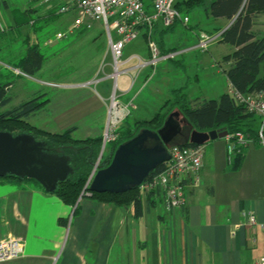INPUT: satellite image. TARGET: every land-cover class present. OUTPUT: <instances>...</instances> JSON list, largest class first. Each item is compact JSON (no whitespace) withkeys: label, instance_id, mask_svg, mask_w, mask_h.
I'll return each mask as SVG.
<instances>
[{"label":"crops","instance_id":"obj_1","mask_svg":"<svg viewBox=\"0 0 264 264\" xmlns=\"http://www.w3.org/2000/svg\"><path fill=\"white\" fill-rule=\"evenodd\" d=\"M229 23L225 19L224 28ZM91 26L98 30L102 24L99 21ZM161 29L156 27L153 34L155 40L161 41L159 49L179 48L164 45L165 32L161 33ZM140 36L125 44L123 59L148 58L145 33ZM97 37L101 40V54L89 72L80 73L77 80L37 78L44 80L42 84L51 88L52 95L41 89H22V83L17 81L21 69L11 63L5 65L15 80L7 86L10 101L4 108L14 97L28 99L43 94L46 102L40 111L29 115V123L52 133L73 127L72 136L84 139L102 135L112 82L118 99L134 105L128 120L148 119L137 113L145 107L143 92L147 89L161 95L163 99L159 100L168 99L178 87H184L186 93L185 81L177 87L170 86L172 82L167 79L161 84L170 74L166 64L158 63L154 71L149 67L131 68L117 79L112 78L109 39L101 31L93 32L89 38ZM134 64L130 61L128 65ZM159 66L164 75L155 78ZM173 111H179L186 120L179 109ZM179 123L181 131L177 136L187 140L193 127L189 122ZM203 146L200 184L186 189L183 207L166 210L162 200L146 205L142 199L140 217L134 216V205L125 207L94 200L89 195L80 197L73 211L59 196L30 182L0 179V239L13 236L25 242L21 256L0 264H258L264 258V230L259 225L264 221V142L248 140L242 162L235 169H228L227 137L207 141ZM247 213L256 218L254 227L247 223Z\"/></svg>","mask_w":264,"mask_h":264},{"label":"trees","instance_id":"obj_2","mask_svg":"<svg viewBox=\"0 0 264 264\" xmlns=\"http://www.w3.org/2000/svg\"><path fill=\"white\" fill-rule=\"evenodd\" d=\"M197 6H204V10L215 18L231 21L221 32L218 41L234 47L232 52L223 57V62L229 63V67L223 71L232 90L243 94L264 90V73H261V70H264V35L259 37L258 33L253 30L257 16L264 13V0H209L208 4H206V0H177L176 3L178 10L184 12H189ZM172 27L162 28L161 33L167 32ZM159 40L156 39L158 45L161 42ZM169 50L163 49L162 52ZM43 58L44 55L40 52L39 47L30 45L23 57L15 62L13 67L21 69L25 74H33L39 71ZM9 83H0V131L6 130L14 135L18 133L31 134L36 141L42 142L49 152L69 157L68 164L72 166L73 171L65 180L59 181L53 192L50 193L59 196L64 203L72 206L73 211L77 208L78 199L83 195H89L94 200L107 203L125 207L134 205V216L140 217L143 214L142 198L138 186L120 193L89 192L86 181L97 160L99 167H106L118 144L130 140L142 128L152 131L161 128L172 109H179L190 125L198 131L221 128L228 132L227 138L234 144V149L229 156L228 169L239 167L244 157L246 145L237 144V133H242L247 140H260L259 125L256 126L252 119L253 116L257 117L253 113H249L241 103L239 104L230 92L221 94L219 98L199 101L189 100L184 92V87H178L171 91L168 99L152 117L141 120L126 118L119 125L117 140L109 143L106 151L100 155L101 137L75 139L72 136L73 127L62 132L52 133L29 123V115L40 111L46 102V99L42 98L43 94L23 101L16 107L5 109L4 105L10 101V96L7 94ZM257 120L259 121V118ZM153 143V141H148L147 144ZM172 144L190 145L187 140H180L179 136L172 140ZM161 165L150 171L146 178L160 170ZM8 178L14 181L30 182L43 189L34 179L19 178L13 175L0 177V179ZM161 199L158 191L145 196L146 205H154Z\"/></svg>","mask_w":264,"mask_h":264},{"label":"rangeland","instance_id":"obj_3","mask_svg":"<svg viewBox=\"0 0 264 264\" xmlns=\"http://www.w3.org/2000/svg\"><path fill=\"white\" fill-rule=\"evenodd\" d=\"M208 2L209 0H206V4ZM185 14L188 16L186 24L177 21L171 29L164 33L166 47L192 46L196 44L201 32L211 35L224 28L225 19L211 16L204 10V6H197L189 12L182 11V15ZM75 17L73 11L60 13L59 5L53 1L0 0V82L15 80V77L6 71L5 65L14 64L18 58L23 57L29 43H35L39 47L44 59L39 72L20 73V77H18L20 80L17 81L22 83L20 86L26 91L41 89L52 95L51 88L42 84L44 80L61 79V77H63L62 79L77 80L80 73L89 72L95 66L97 56L101 54L98 47L101 42L98 40L99 37L94 40L89 37L93 32L101 31L107 38V31L103 25L98 30L92 26L87 29H71ZM256 19L253 30L261 37L264 35V13H260ZM58 33L64 34L61 40L56 38ZM80 34L83 35L79 36ZM140 35L141 33L137 36L140 37L139 39H141ZM50 39L51 43L48 44L47 40ZM208 46L207 50L190 49L183 55H178L175 59L180 60V63H176L175 59L160 61L159 64L169 66L170 72L161 81V84L170 80L172 84L169 82L168 84L177 87L185 81L183 84L186 85L187 97L199 101L219 98L221 94L230 92L231 88H229L223 71L229 67V63H224L223 57L232 52L234 47L218 40L212 41ZM109 60L110 57H107V61ZM261 73H264V70H261ZM155 74V78L164 75L160 71V66ZM40 77L44 80L37 79ZM112 86L113 82L111 91L114 88ZM143 93L145 107L141 110L144 112L139 110L137 113L149 118L158 108L159 103L162 104L165 100H159L163 99L162 96L153 95L148 89ZM19 98L22 97L19 96ZM23 98L14 97L5 108H13L21 102L19 100L26 101L31 97ZM138 114L136 116L140 117ZM252 119L258 126L257 118L253 116ZM107 147L108 144L105 146L104 152Z\"/></svg>","mask_w":264,"mask_h":264},{"label":"built area","instance_id":"obj_4","mask_svg":"<svg viewBox=\"0 0 264 264\" xmlns=\"http://www.w3.org/2000/svg\"><path fill=\"white\" fill-rule=\"evenodd\" d=\"M53 1L59 5V12L73 11L75 19L71 29H87L94 22H101L106 28L107 38L109 39L110 50L113 57L112 78L117 79L118 75L126 73L128 70H139L143 67H149L154 71L160 61L175 59L176 56L184 54L190 49L207 50L212 41L219 40L221 31L216 34H206L201 32L196 44L187 48H175L162 52L154 38L156 27H171L177 21L186 24L188 16L182 15L176 7L177 0H43ZM145 33L146 47L149 51L147 59L142 60L139 57L132 56L123 59V49L125 44L135 40L141 33ZM116 38H113V35ZM64 34H56L57 39H61ZM48 42H50L48 40ZM133 59V60H132ZM130 61H135L133 66H129ZM116 85L109 99L107 107V118L104 124V130L101 135V153L105 146L117 140L119 125L131 115L134 105L131 102H123L116 96ZM236 101L245 107L249 113H253L259 118V139L264 142V90L260 92H251L249 94L237 93L230 90ZM227 137V136H226ZM228 139V138H227ZM242 133L236 134V142L240 145H246ZM229 155L234 149L228 139ZM169 158L163 162L160 170L138 185L140 196L159 192L162 198L163 206L166 210L178 209L183 207L186 202V189L194 188L200 183V169L202 167L204 146L192 144L189 146L169 145ZM99 159V158H98ZM99 168L98 160L86 181L89 185L94 177V173ZM247 223L254 227L257 224L256 218L250 213L246 214ZM261 230H264V221L259 222ZM25 242L17 237H5L0 239V261L12 259V257L21 256L24 252ZM258 264H264V258H261Z\"/></svg>","mask_w":264,"mask_h":264},{"label":"water","instance_id":"obj_5","mask_svg":"<svg viewBox=\"0 0 264 264\" xmlns=\"http://www.w3.org/2000/svg\"><path fill=\"white\" fill-rule=\"evenodd\" d=\"M180 116L179 111H173L161 128L154 131L142 128L130 140L118 144L109 164L94 173L88 191L120 193L140 185L150 171L168 160L169 143L181 131L179 122L188 123ZM189 134L188 144L203 145L226 137L228 132L221 128L209 131L193 128ZM148 141L154 143L148 145ZM68 161V156L49 152L31 134L0 131V177L13 175L34 179L45 191L53 192L56 184L73 171Z\"/></svg>","mask_w":264,"mask_h":264}]
</instances>
